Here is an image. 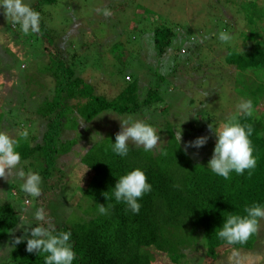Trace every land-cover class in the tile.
I'll return each instance as SVG.
<instances>
[{
    "label": "rangeland",
    "instance_id": "obj_1",
    "mask_svg": "<svg viewBox=\"0 0 264 264\" xmlns=\"http://www.w3.org/2000/svg\"><path fill=\"white\" fill-rule=\"evenodd\" d=\"M36 2L24 0L30 7ZM104 10L110 15H104ZM255 10H264V0H57L44 6V23L59 42L53 47L62 51L63 60L77 75L94 85L97 95L116 98L126 86L124 76L130 75L139 79L140 100L157 86L165 101L135 114L102 112L90 123L80 120L77 133L68 129L70 135H61L62 139H71L77 146L57 159L49 179L41 177L39 197L23 192V181L18 177L7 181L0 178V204L14 207L17 225L58 229L95 216V206L82 194L79 162L86 150L82 147L91 146L102 136L114 139L122 119H141L157 129L161 143L151 151L154 154L168 139L162 129L166 125L173 127L176 134L181 131L183 147L186 142L207 136L204 146L187 149L191 158L207 165L215 143V134L208 125L218 127L235 114L237 105L249 100L242 95V84L259 81L261 75L254 70L236 71L225 61L228 47L241 50L245 44L249 48L252 41L264 46V15L256 23L251 15ZM161 26L172 28L175 36L171 48L158 57L153 35ZM221 31L230 35L229 42L219 40ZM44 47L47 43L38 39L37 33L22 31L19 24L14 25L3 15L0 7V131L19 141L22 131L28 132L27 140L36 142L43 131L44 121L31 114L29 102L34 99L29 95H39L36 82L43 85H38L43 98L52 92L53 79L46 76L42 82L37 77L44 61L49 62ZM181 47H186L185 54L191 50L186 56L180 55L177 50ZM25 99L27 105L22 113L20 104ZM252 110L253 116L264 118V97L252 99ZM21 166L25 172L40 170L36 161L34 165L23 162ZM38 210H43V221L35 216ZM22 235L23 228L16 226L0 243V264L5 261L4 249ZM191 243L180 248L182 257L177 263L151 249V264H264V220L260 221L250 249L222 248L211 259L202 234H197Z\"/></svg>",
    "mask_w": 264,
    "mask_h": 264
},
{
    "label": "trees",
    "instance_id": "obj_2",
    "mask_svg": "<svg viewBox=\"0 0 264 264\" xmlns=\"http://www.w3.org/2000/svg\"><path fill=\"white\" fill-rule=\"evenodd\" d=\"M56 1L37 0L31 7L40 14V30L35 33L38 39L47 43L43 50L49 55V62L44 61V68L40 69L42 73L37 77L42 82L46 76L51 77L53 88L48 92L50 97L46 95L43 98L44 92L38 89V85L41 88L43 85L35 83V91L39 95H29L34 99L29 104L33 107L31 114L44 121L43 131L39 141L20 138L16 148L21 155V163L26 161L34 165L36 161L40 164L37 173L44 180L50 178L57 159L77 146L75 141L62 139L61 135L69 136L71 132L67 133L68 129L77 133L80 120L90 123L107 111L116 115L135 114L165 101L157 86L156 89L150 88L140 100L139 79L130 75L124 76L126 86L116 98L97 95L94 85L77 75L74 68L63 60L62 51L53 47L59 42L55 41L54 34L44 23L41 10ZM251 13L256 23L263 20L264 10ZM228 29L233 30L232 27ZM174 36L175 32L170 27L161 26L155 31L154 47L158 57L171 48ZM252 42L249 48L245 44L241 50L236 46L228 47L225 58L236 71L261 73L259 81L242 84V95L251 101L264 97V46L259 47L260 42ZM184 48H179L177 53L186 56L191 49H187L185 54ZM35 50L40 51L38 48ZM26 99L20 104L22 113L27 105ZM238 119L241 124L253 128L250 139L257 164L251 175L247 171L243 175L233 172L228 180L212 173L206 163L195 161L188 152L186 154L183 140L178 144L174 128L168 125L162 128L168 139L155 154L129 145L128 155L121 157L112 151L113 137L102 136L91 146H81L86 148L79 162L82 194L93 203L96 214L84 222L65 224L56 229L57 232H71L70 243L76 253L73 264H151V249L166 254L171 262L177 263L182 257L180 248L190 246L197 234L204 236L206 253L211 259L222 248L250 249L257 233L243 245H228L216 235L230 213L245 215L243 210L246 206L253 203L264 205V118L241 113ZM136 168L146 174L152 186V190L138 200L141 205L138 214L128 209L125 203L117 202L113 195L116 180ZM104 192L109 199L102 195ZM99 204L108 209L106 215L99 213ZM17 222L18 214L14 207L9 203L0 204V243L17 226ZM7 248L4 249L3 264H44L46 254L27 252L26 240L16 245L11 243Z\"/></svg>",
    "mask_w": 264,
    "mask_h": 264
},
{
    "label": "clouds",
    "instance_id": "obj_3",
    "mask_svg": "<svg viewBox=\"0 0 264 264\" xmlns=\"http://www.w3.org/2000/svg\"><path fill=\"white\" fill-rule=\"evenodd\" d=\"M3 15L10 18L12 23L19 24L22 31L29 30L39 32L40 14L33 10L24 0H0ZM104 15H110L104 10ZM220 41L227 43L231 37L228 33L221 31L218 35ZM252 116V101L244 100L237 105V112L229 116L225 122L218 127L208 125L210 131L215 134V144L207 167L217 176L230 179V174L235 172L243 175L245 171L249 175L255 169L257 160L253 155L254 148L250 136L253 128L248 124H241L238 116L240 114ZM120 121V131L115 134V143H112V151L125 157L130 151V143L134 147H142L144 151L150 152L161 143L156 128L141 119L131 117ZM20 138L27 139L28 132L19 133ZM178 144L182 140L181 131L176 134ZM208 137H197L193 141L184 144L187 154L189 147L200 148L207 143ZM19 140L6 131H0V178L8 180L10 177H18L23 182L21 189L31 197H39L41 194V176L38 173L25 172L21 166V155L16 150ZM166 154V153H165ZM25 163H27L25 161ZM87 171V170H86ZM152 190L148 183L146 174L139 168L133 169L120 176L116 180L113 195L117 202H123L133 213L138 214L141 205L138 200ZM109 199L107 192L102 193ZM245 215L229 214L216 235L228 245L245 244L260 228V221L264 220V205L253 203L244 208ZM99 213L106 215L108 209L99 204ZM38 220H44L43 210L35 213ZM23 228L25 235L15 237L13 244H20L26 240V251L29 253H44V264H73L76 253L70 243L71 232L59 231L49 226H28L18 224ZM30 233V238L29 234Z\"/></svg>",
    "mask_w": 264,
    "mask_h": 264
},
{
    "label": "built area",
    "instance_id": "obj_4",
    "mask_svg": "<svg viewBox=\"0 0 264 264\" xmlns=\"http://www.w3.org/2000/svg\"><path fill=\"white\" fill-rule=\"evenodd\" d=\"M182 52H183V50H182Z\"/></svg>",
    "mask_w": 264,
    "mask_h": 264
}]
</instances>
